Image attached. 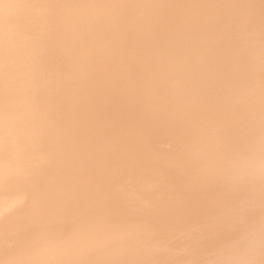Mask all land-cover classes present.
Listing matches in <instances>:
<instances>
[{
	"label": "bare ground",
	"instance_id": "obj_1",
	"mask_svg": "<svg viewBox=\"0 0 264 264\" xmlns=\"http://www.w3.org/2000/svg\"><path fill=\"white\" fill-rule=\"evenodd\" d=\"M0 264H264V0H0Z\"/></svg>",
	"mask_w": 264,
	"mask_h": 264
}]
</instances>
